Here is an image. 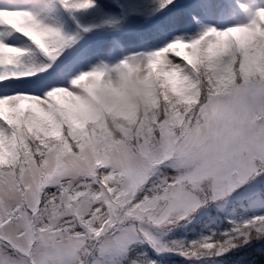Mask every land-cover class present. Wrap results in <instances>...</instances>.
<instances>
[{
  "label": "snow or ice",
  "instance_id": "1",
  "mask_svg": "<svg viewBox=\"0 0 264 264\" xmlns=\"http://www.w3.org/2000/svg\"><path fill=\"white\" fill-rule=\"evenodd\" d=\"M94 3L0 0V264H264V0H158L162 46L83 71L58 11ZM140 65L150 112L83 115L81 92ZM237 207L261 214L168 238Z\"/></svg>",
  "mask_w": 264,
  "mask_h": 264
},
{
  "label": "clouds",
  "instance_id": "2",
  "mask_svg": "<svg viewBox=\"0 0 264 264\" xmlns=\"http://www.w3.org/2000/svg\"><path fill=\"white\" fill-rule=\"evenodd\" d=\"M155 87V79L143 65L131 71L115 68L110 74V87L81 92L86 101L82 113L86 118H94L100 110H105L114 113L119 123H133L152 110L148 94Z\"/></svg>",
  "mask_w": 264,
  "mask_h": 264
},
{
  "label": "rangeland",
  "instance_id": "3",
  "mask_svg": "<svg viewBox=\"0 0 264 264\" xmlns=\"http://www.w3.org/2000/svg\"><path fill=\"white\" fill-rule=\"evenodd\" d=\"M74 10L82 14L86 21H90V19H92L93 16L96 14H101L103 17H107L110 15L112 16L114 14L113 5L110 3V1H106V0H95L93 7L90 9H79V10L74 9ZM58 15L61 18L62 22L57 23L56 26L59 27L62 32L65 28H66L65 31L69 30L70 24L68 23L65 15L60 10L58 11ZM168 15H171V13ZM179 35H184V33L180 31H176L175 33L169 34V39ZM151 39H152L151 40L152 43L148 44L149 42L144 43L141 39L139 40L137 36L127 34L119 39L123 49L119 47L120 51H118L117 49L114 48L109 38H102L97 43H95V46L91 48L90 51L86 52L88 53V55L85 59L82 70L89 71L93 67L102 66V65L112 66L119 63V61L124 59L125 56H128L132 53H146L148 51L154 50L156 46H162L160 43L161 38L157 34ZM212 209L219 211L216 208H210L205 212H203L200 218L203 215L209 214V212ZM197 220H192L190 222H182L184 223L182 226L184 225L188 226L190 225V223H194ZM186 228L187 227L181 228V224L175 226L173 230L169 232L168 238L170 240L182 241L183 239L181 236L182 232H180L179 235H177V232L184 230ZM214 231L215 228H212L211 230H208L204 234V236H207L210 233H213Z\"/></svg>",
  "mask_w": 264,
  "mask_h": 264
},
{
  "label": "trees",
  "instance_id": "4",
  "mask_svg": "<svg viewBox=\"0 0 264 264\" xmlns=\"http://www.w3.org/2000/svg\"><path fill=\"white\" fill-rule=\"evenodd\" d=\"M257 211L259 214H261L259 210ZM219 212L221 213L222 211H217V210L212 209L209 213H211L212 216H218L220 214ZM245 212L246 211L244 209L239 208V207L236 208V211L234 213L231 211V209H228L226 211L228 215L232 217H237L239 220L244 219L242 215L246 214ZM208 218H209V214L203 215L196 222L190 223V225L187 226L186 229L177 232L178 235L180 232H182L181 234L182 236L185 235V236H190V237H195V238L198 237V239H202L204 237L203 235L206 232V230H210V228H213L214 226L215 227L217 226V229L220 231L223 230V223L221 219H219L216 223L211 224L210 226L206 227L205 225L207 223ZM184 227H186V225L184 226L181 225V228H184ZM214 233L219 234V231L214 232ZM206 260H207V264H232L231 259L221 258V257H216L214 260L212 258H206ZM175 264H205V262L202 260L189 261V260L183 259L182 257H179V258H176Z\"/></svg>",
  "mask_w": 264,
  "mask_h": 264
}]
</instances>
